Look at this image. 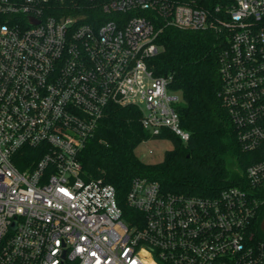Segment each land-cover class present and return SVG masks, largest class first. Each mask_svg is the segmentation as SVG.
I'll return each instance as SVG.
<instances>
[{
  "label": "built area",
  "instance_id": "obj_1",
  "mask_svg": "<svg viewBox=\"0 0 264 264\" xmlns=\"http://www.w3.org/2000/svg\"><path fill=\"white\" fill-rule=\"evenodd\" d=\"M169 27L228 40L222 101L241 149L263 158L215 198L136 178L127 222L79 155L113 104L138 109L155 140L189 141L172 77L148 66ZM25 148L42 155L20 170ZM262 206L264 0H0V264H264Z\"/></svg>",
  "mask_w": 264,
  "mask_h": 264
},
{
  "label": "trees",
  "instance_id": "obj_2",
  "mask_svg": "<svg viewBox=\"0 0 264 264\" xmlns=\"http://www.w3.org/2000/svg\"><path fill=\"white\" fill-rule=\"evenodd\" d=\"M160 52L148 60L157 77H172L170 89L182 96L177 107L182 129L190 134L184 144L164 132L172 144L162 162L147 164L136 156V149L151 136L142 128L141 113L132 106L110 105L93 137L80 152L82 175L101 180L116 191L123 217L139 216L127 203V194L136 178L160 185L163 192L184 197L215 198L230 187H247V168L263 158V152L241 149L227 109L224 107L219 73V58L228 48V40L214 30L182 31L165 28L156 39ZM29 169L41 155V149L20 152ZM230 159L235 170L228 168ZM264 206L259 210L256 229L264 239Z\"/></svg>",
  "mask_w": 264,
  "mask_h": 264
},
{
  "label": "rangeland",
  "instance_id": "obj_3",
  "mask_svg": "<svg viewBox=\"0 0 264 264\" xmlns=\"http://www.w3.org/2000/svg\"><path fill=\"white\" fill-rule=\"evenodd\" d=\"M171 149H172V144L169 141L150 140V141L143 142L136 149L135 153H136V156L142 162L147 163V164H156V163L162 162L165 152ZM149 151L152 152L151 155L149 154ZM227 164H228V168L231 171L235 170L230 159L227 161Z\"/></svg>",
  "mask_w": 264,
  "mask_h": 264
}]
</instances>
